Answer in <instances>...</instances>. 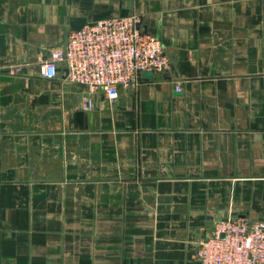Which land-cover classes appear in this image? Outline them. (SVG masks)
<instances>
[{
    "label": "crops",
    "instance_id": "crops-1",
    "mask_svg": "<svg viewBox=\"0 0 264 264\" xmlns=\"http://www.w3.org/2000/svg\"><path fill=\"white\" fill-rule=\"evenodd\" d=\"M135 11L170 69L92 108L44 75ZM230 216L264 218V0H0V264H204Z\"/></svg>",
    "mask_w": 264,
    "mask_h": 264
},
{
    "label": "built area",
    "instance_id": "built-area-1",
    "mask_svg": "<svg viewBox=\"0 0 264 264\" xmlns=\"http://www.w3.org/2000/svg\"><path fill=\"white\" fill-rule=\"evenodd\" d=\"M145 12L113 16L71 29L66 47L51 49L43 64L48 78L84 86L83 99L94 106L99 92L114 101L120 87H137L144 72H163L172 61L165 45L145 29ZM196 257L204 264H264V218L230 216L219 220L214 233L198 244Z\"/></svg>",
    "mask_w": 264,
    "mask_h": 264
},
{
    "label": "water",
    "instance_id": "water-1",
    "mask_svg": "<svg viewBox=\"0 0 264 264\" xmlns=\"http://www.w3.org/2000/svg\"><path fill=\"white\" fill-rule=\"evenodd\" d=\"M87 23L86 19L73 20L66 26V31L64 35V47L68 44L69 32L71 29H81Z\"/></svg>",
    "mask_w": 264,
    "mask_h": 264
}]
</instances>
